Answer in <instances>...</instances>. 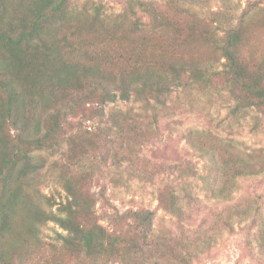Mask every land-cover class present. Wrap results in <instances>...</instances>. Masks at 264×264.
Masks as SVG:
<instances>
[{"label": "trees", "instance_id": "1", "mask_svg": "<svg viewBox=\"0 0 264 264\" xmlns=\"http://www.w3.org/2000/svg\"><path fill=\"white\" fill-rule=\"evenodd\" d=\"M75 1L0 0V264H14L30 248H38L40 228L47 223L58 228L54 245L60 253L82 264H190L192 255L184 245L148 243L150 211L130 215L138 222V237L99 225L84 172H61L60 189L43 194L40 153L65 145L69 159H80L76 149L83 155L86 146L96 145L90 139L63 137L68 114L103 117L104 107L116 100L163 104L183 76L203 87L220 82L219 89L234 101L233 115L248 110L264 114V52L254 51L251 40L255 29L264 28V0L247 3L239 14L215 12L211 19L200 18L190 7L197 0H168L162 6L127 0L114 19L100 4L77 8ZM251 19L256 24L252 29ZM197 45L218 56L220 70L196 65L192 49ZM136 117L131 110L110 115L119 151L129 163L147 136ZM187 140L204 160L201 180L212 199L224 200L243 179L264 174L261 149L247 152L208 132H190ZM185 172L197 175L192 168ZM259 199L261 206L253 209L251 219L259 227L257 240L264 252V197ZM158 201L171 214H183L173 188ZM244 206H231L233 215L247 218L245 211L251 209ZM61 261L51 256L36 264Z\"/></svg>", "mask_w": 264, "mask_h": 264}, {"label": "rangeland", "instance_id": "2", "mask_svg": "<svg viewBox=\"0 0 264 264\" xmlns=\"http://www.w3.org/2000/svg\"><path fill=\"white\" fill-rule=\"evenodd\" d=\"M150 1L162 6L168 0ZM256 1L262 0H197L190 7L200 18L211 19L215 12L239 14L247 3ZM126 2L76 0L75 6L100 4L105 15L114 19L124 12ZM254 21H248L251 29L256 26ZM254 31L251 36L253 50L261 54L264 52V28ZM168 50L172 52L173 48ZM192 51L197 54L195 63L198 67L220 70L222 61L217 55L213 57L207 46L197 45ZM180 81L178 86L171 88L163 104L153 100L149 103L116 100L104 107L103 117L89 119L85 114H68L61 130L63 137L72 135L83 141L90 139L96 146L85 145L88 151L83 155L76 149L78 160L68 158L69 149L65 145L54 152H41L44 164L40 191L49 195L59 190L61 172L72 175L84 172L86 190L96 202L94 219L106 230L137 234L138 237V222L130 215L150 211L152 233L148 243L154 245L162 241L161 245H184L185 253L192 255L190 264H264V252L257 240L259 227L251 219L253 209L261 206L263 199L260 201L259 197H264V174L243 179L224 200L212 199L201 180L206 173L204 160L187 140L190 132H208L234 141L247 152L261 149L264 154V114L248 110L233 115L234 101L226 90L219 89L220 82L203 87L188 76H183ZM128 110L137 116V123L147 132L136 147L131 159L133 163L123 161L126 156L119 151V134L110 120L111 114ZM103 133L107 135L102 142L99 138ZM207 137L204 136L202 141L208 145ZM185 168L194 169L197 175L187 176ZM171 188L176 191L183 208V214L178 217L165 210L158 201L159 195ZM238 204L250 207L251 210L245 211L249 215L247 218L233 215L235 211L231 206ZM262 215L264 217V208ZM56 231L58 228L53 223L41 227V245L27 250L14 264L43 263L51 256L60 258L61 264H82L74 256L60 253V246L54 245Z\"/></svg>", "mask_w": 264, "mask_h": 264}]
</instances>
